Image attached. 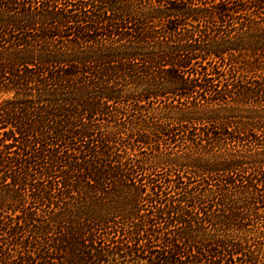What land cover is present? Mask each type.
Segmentation results:
<instances>
[{
	"label": "trees",
	"instance_id": "1",
	"mask_svg": "<svg viewBox=\"0 0 264 264\" xmlns=\"http://www.w3.org/2000/svg\"><path fill=\"white\" fill-rule=\"evenodd\" d=\"M263 131L264 0H0V264H261Z\"/></svg>",
	"mask_w": 264,
	"mask_h": 264
},
{
	"label": "rangeland",
	"instance_id": "2",
	"mask_svg": "<svg viewBox=\"0 0 264 264\" xmlns=\"http://www.w3.org/2000/svg\"><path fill=\"white\" fill-rule=\"evenodd\" d=\"M212 65H218V63H216V64L213 63ZM259 136H260L261 139L264 140V131H263V132H260V133H259ZM137 155H138V153H137ZM138 156L141 157L142 154H139ZM262 262H264V260L261 261V264H263ZM238 263H239V262H238ZM259 264H260V263H259Z\"/></svg>",
	"mask_w": 264,
	"mask_h": 264
}]
</instances>
